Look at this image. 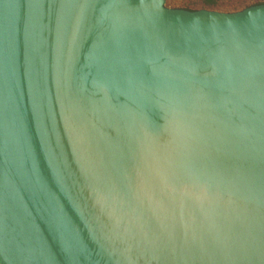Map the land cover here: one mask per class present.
<instances>
[{
  "label": "water",
  "instance_id": "water-1",
  "mask_svg": "<svg viewBox=\"0 0 264 264\" xmlns=\"http://www.w3.org/2000/svg\"><path fill=\"white\" fill-rule=\"evenodd\" d=\"M0 264H264V3L0 0Z\"/></svg>",
  "mask_w": 264,
  "mask_h": 264
},
{
  "label": "rangeland",
  "instance_id": "rangeland-1",
  "mask_svg": "<svg viewBox=\"0 0 264 264\" xmlns=\"http://www.w3.org/2000/svg\"><path fill=\"white\" fill-rule=\"evenodd\" d=\"M261 2L264 3V0H165L166 6L171 8L209 9L223 12L240 10L244 6Z\"/></svg>",
  "mask_w": 264,
  "mask_h": 264
},
{
  "label": "trees",
  "instance_id": "trees-1",
  "mask_svg": "<svg viewBox=\"0 0 264 264\" xmlns=\"http://www.w3.org/2000/svg\"><path fill=\"white\" fill-rule=\"evenodd\" d=\"M261 3H262V2H261ZM255 4H258V3H255ZM252 5H253V4H252ZM173 6H174V5H173ZM247 6H250V5H247ZM247 6H244V7H242L241 9H243V8H245V7H247ZM241 9H240V10H241ZM234 10L237 11L238 9H234ZM234 10H231V11H228V12H232V11H234Z\"/></svg>",
  "mask_w": 264,
  "mask_h": 264
}]
</instances>
